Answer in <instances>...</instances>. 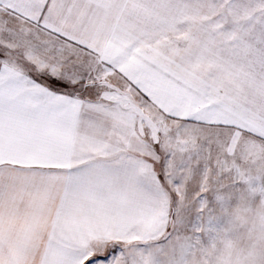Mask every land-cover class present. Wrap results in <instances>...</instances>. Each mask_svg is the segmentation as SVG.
Instances as JSON below:
<instances>
[{
    "label": "snow or ice",
    "instance_id": "1",
    "mask_svg": "<svg viewBox=\"0 0 264 264\" xmlns=\"http://www.w3.org/2000/svg\"><path fill=\"white\" fill-rule=\"evenodd\" d=\"M0 264H264V0H0Z\"/></svg>",
    "mask_w": 264,
    "mask_h": 264
}]
</instances>
